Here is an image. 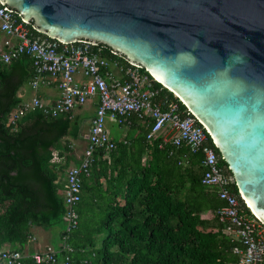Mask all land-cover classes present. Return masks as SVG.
Wrapping results in <instances>:
<instances>
[{
	"label": "trees",
	"instance_id": "trees-1",
	"mask_svg": "<svg viewBox=\"0 0 264 264\" xmlns=\"http://www.w3.org/2000/svg\"><path fill=\"white\" fill-rule=\"evenodd\" d=\"M27 26L41 34L31 23ZM98 45L103 56L129 65L123 55ZM33 75L27 55L0 64V250L23 252L34 226L47 229L62 223L56 261L40 264H63L66 256L76 264H236L232 248L239 242L216 214L223 201L201 182L202 153L186 146L160 147L158 138H145L146 131L129 151L117 140L108 151L103 146L94 150L88 173L81 175L80 197L72 205L76 225L67 230L60 193L66 176L62 183L57 175L67 166L59 165L69 150L66 136L78 135L70 115L51 117L34 109L15 125L8 123L10 112L22 101L19 89ZM153 82L157 101L174 99L186 108ZM208 142L212 144L209 136ZM219 164L228 171L223 159ZM230 188L238 194L234 182ZM240 206L249 211L242 200ZM63 242L71 250L62 249ZM24 262L33 264L28 258ZM258 264H264V257Z\"/></svg>",
	"mask_w": 264,
	"mask_h": 264
},
{
	"label": "water",
	"instance_id": "water-1",
	"mask_svg": "<svg viewBox=\"0 0 264 264\" xmlns=\"http://www.w3.org/2000/svg\"><path fill=\"white\" fill-rule=\"evenodd\" d=\"M62 43L104 44L206 129L264 225V0H0Z\"/></svg>",
	"mask_w": 264,
	"mask_h": 264
},
{
	"label": "built area",
	"instance_id": "built-area-1",
	"mask_svg": "<svg viewBox=\"0 0 264 264\" xmlns=\"http://www.w3.org/2000/svg\"><path fill=\"white\" fill-rule=\"evenodd\" d=\"M18 16L0 1V32L6 36L4 46L0 47V64H7L21 55L29 56L34 67V75L29 81L31 89L36 90L50 78L58 95L49 102L33 94L12 110L8 123L15 125L17 119L34 109H40L51 117L71 115L76 107L93 96L97 97L83 156L79 164L66 170L63 189L66 229L76 225L77 213L72 205L80 197L81 175L88 173L94 150L98 146H103L106 151L114 148V140L104 128L106 117L120 120L135 115L147 126V140L158 138L160 147L165 144L172 148L186 146L192 153H202L204 169L201 182L213 187L223 201L216 214L226 221L225 231L239 242L232 248L238 257L236 264H258L264 257V225L240 195L231 190L232 176L220 166V155L208 142L207 131L197 119L174 99L157 101L158 89L154 87V79L139 65L129 63L123 66L117 60L103 56L101 47L87 40L62 43L55 38L32 33L20 16L18 20ZM78 74L83 79H78ZM240 200L249 211L240 206ZM61 247L71 250L64 242ZM25 258L33 264L54 263L56 251L47 249L27 254L18 250H0L2 264H25ZM63 264L76 262L66 256Z\"/></svg>",
	"mask_w": 264,
	"mask_h": 264
},
{
	"label": "crops",
	"instance_id": "crops-1",
	"mask_svg": "<svg viewBox=\"0 0 264 264\" xmlns=\"http://www.w3.org/2000/svg\"><path fill=\"white\" fill-rule=\"evenodd\" d=\"M5 39L6 36L2 32H0V47L4 46ZM47 78L48 77H42V79H47ZM77 78L83 79L81 74H78ZM27 88L28 90L31 89L29 83L27 84ZM25 93L27 97L28 96L31 97L33 94H38L43 99L48 100L49 102H53L58 95V90L56 88L54 81H51V79L48 78L46 83H42L36 90H33L32 93L23 91L22 94H19L22 97V101H25L26 99L29 98V97L26 98ZM85 103L86 104L83 107L81 105L76 107L71 112L70 115V118L73 121V126H74L72 130L77 128L78 135L76 137L66 136V139L69 144V150L67 151L66 154L60 157L59 161L61 163L59 165L61 166V164L67 163V166L64 169L61 170L58 169V175H57V178L59 176V179L60 181H62V183L64 182L67 168L79 164L83 156L85 147L87 146L90 121L92 117L95 115L97 97L93 96L89 98ZM84 117L86 118L83 120ZM104 128L107 135L112 140L122 141L123 143H125V146H127V148H124V150H128V151H129L128 147L131 144L135 146L139 135L143 134L147 130V126L144 125L142 121L138 119L135 115H130L129 117H124L121 118L120 120L117 119L113 120L109 117H106ZM114 135H118V137L116 138ZM134 150L135 149H132V151ZM55 161L58 162L57 156H55ZM60 193L63 195V189L60 190ZM52 228L53 227L45 229L40 226H34L32 230V236L29 239L28 243L23 248V253L29 254L34 251L43 252L47 249H54V250L57 249L61 241L57 243H53L52 239L51 241H49L53 233V231H51ZM60 230L57 231V235L59 239L61 235ZM48 231L51 233H48Z\"/></svg>",
	"mask_w": 264,
	"mask_h": 264
},
{
	"label": "rangeland",
	"instance_id": "rangeland-1",
	"mask_svg": "<svg viewBox=\"0 0 264 264\" xmlns=\"http://www.w3.org/2000/svg\"><path fill=\"white\" fill-rule=\"evenodd\" d=\"M23 91H26V92H30V93H32L33 90H32V89L28 90V88H27V84H23V85L21 86V88L19 89V94H22ZM25 95H26V93H25ZM28 97H29V96H28ZM28 97H27V95H26V98H28ZM26 98H24V99H26ZM85 104H86V103H83L81 106L83 107ZM85 118H86V117H84L83 120H84ZM114 136H115L116 138L118 137V135H114ZM62 227H63V224H62V223L55 224V225L53 226V228L51 229V231H53V233H52V237L50 238L49 241H51V239L53 240V243H57V242L61 241V239H59V237H58V235H57V231H59ZM48 233H51V232L48 231ZM60 243H61V242H60Z\"/></svg>",
	"mask_w": 264,
	"mask_h": 264
}]
</instances>
